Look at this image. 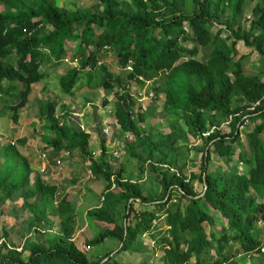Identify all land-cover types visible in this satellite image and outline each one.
I'll use <instances>...</instances> for the list:
<instances>
[{
  "label": "trees",
  "instance_id": "1",
  "mask_svg": "<svg viewBox=\"0 0 264 264\" xmlns=\"http://www.w3.org/2000/svg\"><path fill=\"white\" fill-rule=\"evenodd\" d=\"M82 1L85 6L72 0L65 6L56 0H0V95L18 100L7 107L12 122L17 123L18 111L30 104L32 86L46 77L42 68L61 63L69 55L66 43L76 40L79 66L70 67L59 78L62 93H72L82 72L89 86L113 92V75L101 74L107 46L121 69L131 65L127 79L143 84L165 75L153 92L155 98L164 94L162 109L164 124L171 128L170 140L172 144L196 141L193 150L200 153L202 167L198 174L186 177L179 172L177 176L160 167H172L165 157L156 164L150 161V135L140 127L145 112L122 78H116L119 90L113 94L111 128L119 131L123 149L131 157L139 158L124 135L144 147L150 169L160 176L162 191L156 197L146 196L138 181L126 177L122 168H114L103 139L99 140L100 154L92 158L90 133L72 122L67 106L58 107L51 98L38 101L30 116L48 124L52 136L44 139L45 144L56 153L77 151L82 163L88 161L93 177L106 182L101 204L85 214L87 220L106 227L89 244H82L91 247L113 240L117 246L88 258L80 250L82 244L73 239L75 201L61 193L54 206L59 188L34 172L17 147L7 142L0 148V217L6 219L10 211L13 218L4 221L15 227L16 211L27 210L26 231L33 242L24 237L21 252L13 244L12 249L3 246L0 264H100L106 258L104 264H117L114 258L120 253L149 252L146 240L158 248L161 264H226L240 254L247 255L252 264L260 259L264 263V254H259L264 241V198L253 194L259 189L264 192V141L260 137L264 133V80L242 66L243 56L236 59V46L241 43L264 60V0ZM253 2L246 17L244 11ZM214 24L229 34L222 38V29L212 34ZM208 46L212 48L209 58L196 59L199 48ZM248 120L253 123L249 153L238 132V126ZM224 123L229 126L227 133L220 132ZM236 148L238 161L228 171L211 163V151L229 160ZM112 177L115 188L111 190ZM195 182L200 184L199 192ZM216 214L223 219L219 230ZM5 226L3 237L9 240ZM230 244L238 248L230 252Z\"/></svg>",
  "mask_w": 264,
  "mask_h": 264
},
{
  "label": "rangeland",
  "instance_id": "2",
  "mask_svg": "<svg viewBox=\"0 0 264 264\" xmlns=\"http://www.w3.org/2000/svg\"><path fill=\"white\" fill-rule=\"evenodd\" d=\"M59 5H67L68 0H56ZM81 6V3L85 2L82 0H72ZM255 2L249 5L245 11L244 15L247 17L250 15V10L254 6ZM187 28V27H186ZM222 29L221 37L225 38L229 32L227 29L216 26L210 28L212 34H215L217 30ZM187 31L191 34L189 28ZM227 44H230V40L227 37ZM188 48H191L190 42L183 43ZM79 47V40L74 42L66 43L65 48L66 52L69 54L66 56L64 62L55 65H47L42 68L43 71L47 73L44 80L40 83L34 84L32 86V94L30 96V104L18 111V122L14 123L11 120L12 112L7 109L8 106H11L18 102L17 99H10L5 95H0V133L7 134V141L1 143H11L13 146L19 148L22 153L28 156L34 164V172L41 174L45 180L54 184L59 188V191L64 193L67 198L77 197L80 201V197H84L89 193V196L95 198V193L101 195V192L104 188L106 182L101 178L89 177L84 169L82 159L77 151L71 152L68 157H61V153H56L51 146L45 144L44 139H49L52 134L48 131V124L40 122L37 119H32L30 116L31 107H37L38 101H41L46 98L53 99L57 106L65 105L68 107V112L70 114V119L72 122L78 126H82L85 131L90 133V148L95 149L99 146V140L103 139L105 145L108 148V157L110 162L113 164L114 168H122L125 172V176L129 177L132 180L138 181L143 189V193L147 196H158L162 191V187L158 184V179L160 176L150 169V162L147 161L146 151L143 146H139L134 140L133 137L126 142L136 154L139 156L138 159L131 157L130 152L126 149L120 151V156L118 159H112L109 156V153L115 150L122 142V138L118 137V132H115L114 128H111V125L114 123L113 119V104L115 102L114 92L119 90L117 79L122 78L123 82L126 83L129 87L130 93L136 97L140 102L141 109L145 112V119L141 123L140 127L143 128L144 134L150 135V149L152 151V157L150 161L154 164L158 162V159L166 158L171 162L172 167L175 168L178 172L182 173L184 176L188 177L189 175L196 173L198 174L199 170L202 167L201 155L196 153L193 150V147L196 144V141L188 140H179L177 143L172 144L170 140L171 128L167 123L164 124L166 119V114L164 113L162 106L164 101V94H160L155 98L153 92V87L157 84H163L165 81V75L160 74L156 79L146 80L143 84H139L134 80L127 79V74L124 69H121L118 64L115 56L112 52L107 51L103 53L101 59V74L111 73L113 75L112 84L113 92H107L103 88L91 87L87 84V77L85 72H82L76 82V85L73 88V91L69 95L62 93L59 87V78L63 76L66 71L70 68L69 61H74L75 59L79 61V55L77 54ZM211 47L199 48L198 54L195 57L198 60H207L209 58ZM236 59L244 57L241 60L242 66L248 70L258 73L264 80V60L255 53L254 51L244 47L241 43H238L236 46ZM94 81H91L90 84H94ZM104 101H107V104L104 105ZM58 116L62 115V112L57 108ZM61 120V119H59ZM171 119H168L170 121ZM253 123L248 120L245 121L242 126H238V132L240 135V142L243 146L245 152L249 153V143H248V134L252 130ZM104 128L109 129L108 135H103L102 130ZM229 126L224 123L220 127V132H228ZM1 135V134H0ZM5 138V136H3ZM264 141V133L260 136ZM235 155L227 160L221 159L212 151L210 153L211 163L216 167H220L224 171H228L229 166H232L238 161V152L239 149H235ZM42 154L47 155L48 166L44 173H40L39 169L42 166V161L40 156ZM60 158L61 164L55 166V160ZM151 163V164H152ZM243 165H239L238 169L242 170ZM195 188L199 192L200 184L195 183ZM94 192V193H91ZM174 195H176V192ZM94 194V195H92ZM253 194L259 198H264L263 190H256ZM94 200L92 198L90 202H83L80 205L83 209L79 207L78 214L84 212L87 206H98L101 204L100 198ZM8 204L7 206H9ZM15 207V206H14ZM16 209L19 206L15 207ZM15 210H12V212ZM17 215L15 220V227L7 224L5 221L9 222L13 218V214L9 211L6 219L0 217V237H3L2 225H6L8 234L12 237L15 236V242H18L20 238H26L31 240L29 236L30 233L26 231V226L28 225V220H30V214L27 210L25 211H16ZM216 220V229L219 230L222 226L223 219L220 218L219 214L214 215ZM5 220V221H4ZM82 227L86 224L87 227L80 233L78 243H88V240L93 236L97 235L99 231L105 229V225L95 221L84 220L81 217ZM2 221V222H1ZM161 225V223L159 224ZM261 226V225H260ZM80 227L79 229H81ZM263 229V228H262ZM20 232V233H18ZM264 232V229H263ZM20 236V237H19ZM145 239L147 236L144 237ZM82 240V241H81ZM22 242V240H20ZM32 241V240H31ZM150 251L144 255L136 253H120L115 256L114 260L117 264H161L157 261V250L158 248L153 247V243H149L146 240ZM116 242L113 240H106L102 245H93L91 249L86 253L88 258H92L95 254L103 249L102 254L109 249H116ZM153 248V249H152ZM237 247L236 244L229 245V251H234ZM155 249V251H153ZM115 252V251H114ZM27 254H24V258ZM255 260H258L255 258ZM107 260H105L106 262ZM104 264V262L102 263ZM226 264H252V261L247 255L240 254L237 257L232 258ZM258 264H264L262 260H258Z\"/></svg>",
  "mask_w": 264,
  "mask_h": 264
},
{
  "label": "built area",
  "instance_id": "3",
  "mask_svg": "<svg viewBox=\"0 0 264 264\" xmlns=\"http://www.w3.org/2000/svg\"><path fill=\"white\" fill-rule=\"evenodd\" d=\"M108 47L107 46H104V50H107L108 51ZM63 61L64 62H67V60H65V59H63ZM69 63H70V67L71 68H77L78 69V61L75 59L74 61H69ZM100 64V63H99ZM85 70H88V67H86L85 68ZM125 71L126 72H132V67H131V65L130 64H128L127 66H126V68H125ZM59 122H60V124H62V120H58ZM80 127V129L81 130H83V131H85V129L82 127V126H79ZM87 132V131H86ZM102 132H103V135H108L109 134V129L108 128H104L103 130H102ZM205 135H208V134H205ZM123 138L125 139V140H129L130 139V136L128 135V134H126V135H124L123 136ZM123 149V143L121 142V144L119 145V147H117L115 150H113V151H111L110 152V155H111V157L113 158V159H118L119 158V156H120V151ZM100 152H101V150L99 149V147H97V148H95L94 150L92 149V151H91V156H92V158L93 159H96V157L100 154ZM70 155V153L68 152V151H64V152H62L61 153V156H60V158L61 157H68ZM60 158H57L56 160H55V166H58V165H60L61 164V160H60ZM40 159H41V161H42V167L39 169V171H40V173H44L45 171H46V167L48 166V158H47V155L46 154H42L41 156H40ZM83 166H84V168H85V170H86V173H87V175L89 176V177H93V175H92V171H91V169H89V167H88V161H85V162H83ZM160 167H162V169H164V170H167L169 173H173V174H175V175H177V176H179V172L175 169V168H173V167H171V166H169V165H160ZM114 178L112 177L111 178V190L112 189H114L115 188V186H114ZM61 193L62 192H60V191H57V193H56V195H55V198H54V200H53V205L54 206H56V205H58V202H59V200H60V198H61ZM103 200V198L101 197L100 198V201H102ZM29 236H30V234H29ZM26 239V238H25ZM24 239V240H25ZM23 243L24 242H22L19 246H15L14 247V250H16L17 252H21L22 251V247H23ZM3 246H5L6 248H8V249H12V247H11V245L9 244V242L6 240V238H4V237H0V248H2ZM91 249V247L90 246H88V245H86V244H82L81 246H80V250L82 251V252H85V253H87L89 250ZM259 254H264V241L260 244V247H259Z\"/></svg>",
  "mask_w": 264,
  "mask_h": 264
},
{
  "label": "crops",
  "instance_id": "4",
  "mask_svg": "<svg viewBox=\"0 0 264 264\" xmlns=\"http://www.w3.org/2000/svg\"><path fill=\"white\" fill-rule=\"evenodd\" d=\"M1 135H0V141L3 143V142H5V141H7V134H2V133H0ZM3 136H5V138L3 137ZM1 143V146L3 145ZM1 148V147H0ZM17 150H18V152L22 155V156H24L27 160H28V162H29V164H30V167L32 168V169H34L33 168V166H32V164H34V162H32L31 161V159L28 157V156H26L24 153H22V151L19 149V148H17ZM42 167V166H41ZM85 169V168H84ZM195 174V173H194ZM196 183V182H195ZM195 183H194V185H195ZM91 193H94V192H91ZM92 195H94V194H92ZM97 196H98V194L97 193H95V198L93 197V196H89V193L86 195V196H84V197H80L81 198V201L77 198V197H71V198H69L68 197V201H75V206H76V224H75V233H74V236H73V239L75 240V241H79V236H80V233H83V231L85 230V228L87 227V225L85 224L83 227H82V223H81V217H83L84 218V220H86V217H85V214H86V211H88L89 209H93V208H95V207H98V206H87V208L85 209V210H83L84 212L82 213V215H80L81 213H79L78 214V210H79V207L81 208V210L83 209L80 205H82L83 204V202H85V203H87V202H90V200L92 199V198H94V200L97 198ZM99 198L101 197L100 196V194H99V196H98ZM29 221V220H28ZM2 222V221H1ZM3 225L1 224V227H2ZM80 227H82L81 229H79ZM18 233H20V232H18ZM20 237V236H19ZM23 239L24 238H20L19 240H18V242H15V236H10L9 235V240H7L8 242H9V244L10 245H12L13 244V246H19L22 242L20 241V240H22L23 241ZM82 241V240H81ZM33 242V241H32ZM91 247H93V246H91ZM102 252H103V249H100V251H98V254H102ZM25 254H28L27 252L25 253ZM254 257H257V256H254ZM257 259V258H256ZM257 261V260H256Z\"/></svg>",
  "mask_w": 264,
  "mask_h": 264
},
{
  "label": "water",
  "instance_id": "5",
  "mask_svg": "<svg viewBox=\"0 0 264 264\" xmlns=\"http://www.w3.org/2000/svg\"><path fill=\"white\" fill-rule=\"evenodd\" d=\"M115 252H117V250ZM115 252H113L111 255H113ZM105 260H107V258L104 259L100 264H102L103 262H105Z\"/></svg>",
  "mask_w": 264,
  "mask_h": 264
}]
</instances>
